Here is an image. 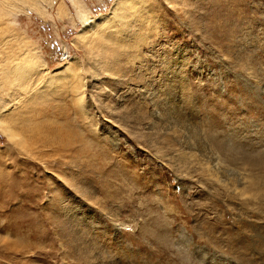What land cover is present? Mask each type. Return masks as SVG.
<instances>
[{
    "label": "rangeland",
    "instance_id": "374dc122",
    "mask_svg": "<svg viewBox=\"0 0 264 264\" xmlns=\"http://www.w3.org/2000/svg\"><path fill=\"white\" fill-rule=\"evenodd\" d=\"M0 264H264V0H0Z\"/></svg>",
    "mask_w": 264,
    "mask_h": 264
},
{
    "label": "bare ground",
    "instance_id": "6f19581e",
    "mask_svg": "<svg viewBox=\"0 0 264 264\" xmlns=\"http://www.w3.org/2000/svg\"><path fill=\"white\" fill-rule=\"evenodd\" d=\"M71 1H75V3H76V1L77 0H71ZM117 2V1H116ZM79 5V4H78ZM88 24L87 25H89L88 27L90 28V29H92L95 25H94V21H88L87 22ZM68 57V56H67Z\"/></svg>",
    "mask_w": 264,
    "mask_h": 264
}]
</instances>
